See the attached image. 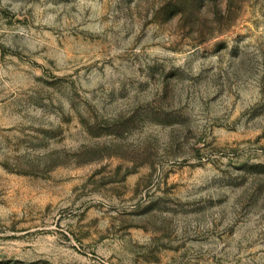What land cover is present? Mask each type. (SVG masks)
I'll list each match as a JSON object with an SVG mask.
<instances>
[{
  "label": "rangeland",
  "instance_id": "obj_1",
  "mask_svg": "<svg viewBox=\"0 0 264 264\" xmlns=\"http://www.w3.org/2000/svg\"><path fill=\"white\" fill-rule=\"evenodd\" d=\"M0 264H264V0H0Z\"/></svg>",
  "mask_w": 264,
  "mask_h": 264
},
{
  "label": "trees",
  "instance_id": "obj_2",
  "mask_svg": "<svg viewBox=\"0 0 264 264\" xmlns=\"http://www.w3.org/2000/svg\"><path fill=\"white\" fill-rule=\"evenodd\" d=\"M189 2H192V4L193 3H195L196 1H198V0H188Z\"/></svg>",
  "mask_w": 264,
  "mask_h": 264
}]
</instances>
